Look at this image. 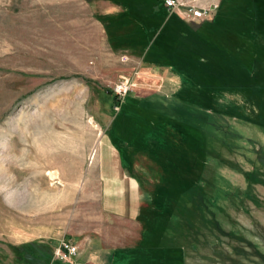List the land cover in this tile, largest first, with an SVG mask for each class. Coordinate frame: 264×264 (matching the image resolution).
Masks as SVG:
<instances>
[{"label":"rangeland","instance_id":"1","mask_svg":"<svg viewBox=\"0 0 264 264\" xmlns=\"http://www.w3.org/2000/svg\"><path fill=\"white\" fill-rule=\"evenodd\" d=\"M185 1L218 8L202 21L162 0H0V264H264V21L250 32L248 0ZM152 19L198 56L160 54ZM48 133L52 167L36 153ZM107 137L129 156L136 219L104 206ZM10 145L25 151L14 167ZM63 239L98 260L55 258Z\"/></svg>","mask_w":264,"mask_h":264},{"label":"crops","instance_id":"2","mask_svg":"<svg viewBox=\"0 0 264 264\" xmlns=\"http://www.w3.org/2000/svg\"><path fill=\"white\" fill-rule=\"evenodd\" d=\"M123 150L122 145L114 144L109 137L99 148L98 164L101 183L104 185V206L108 211L121 217L136 219L139 217L142 204L135 188L137 180L131 177L132 172L129 169V161L126 162L129 156ZM74 242L78 246L76 261L83 263L86 259H89L86 255H89L90 259L98 260V245H91L89 252H87V245L84 241ZM108 255H110V251L104 252L102 256L106 258ZM119 255L122 256L121 253Z\"/></svg>","mask_w":264,"mask_h":264},{"label":"trees","instance_id":"3","mask_svg":"<svg viewBox=\"0 0 264 264\" xmlns=\"http://www.w3.org/2000/svg\"><path fill=\"white\" fill-rule=\"evenodd\" d=\"M248 2H249L250 15H251V21H250L249 27H250V32H253L254 25L257 24V21H254L255 17L256 16L260 17V20L258 21V23H261V20L264 21V0H256V1L255 0H248ZM256 3H257V5H256ZM256 20H257V18H256ZM154 21L155 20L152 19L151 20V24L148 26L149 29L151 30V33H152V36L150 37V40H152V41L150 43H151L152 47H154L156 50H159L160 54L166 55L167 45L170 46V48L173 51L172 52L173 54H176L177 52L181 53L180 51L184 52L185 54H190V55H195V53L197 54V52H196L197 50L195 49V47L198 46V44H199L198 42L189 43L187 41H184L185 39H187V36L183 35L181 33V30H179V29H177V31H180V32L176 33V37L173 40L174 43L173 42H166L164 40L163 35H161V32L166 27V24L159 23V22L158 23L157 22L154 23ZM215 24L217 26H219V27H223V28H227L229 30H232V28L230 27L229 23H227V22H225V24H223L222 21H218L217 20V21H215ZM261 34L264 36V31H262ZM153 37H155V38L153 39ZM191 41H193V40H191ZM176 42H179V43L176 44ZM182 44H184V45H182ZM198 54H197V56H198ZM182 62L184 63V66H188L189 67L190 63L188 61L184 60ZM188 67H186L187 70H188ZM121 110H122V105H121L120 111ZM159 115L162 118V115L161 114H159ZM191 126L198 128L197 126H194V125H191ZM150 127L152 128V124L151 123H150ZM47 256H48V260H50L52 255L49 254ZM38 260L39 261L43 260V261L47 262V260L45 258H43V257H40V259H38Z\"/></svg>","mask_w":264,"mask_h":264},{"label":"built area","instance_id":"4","mask_svg":"<svg viewBox=\"0 0 264 264\" xmlns=\"http://www.w3.org/2000/svg\"><path fill=\"white\" fill-rule=\"evenodd\" d=\"M165 7L171 10H180L185 8L188 16L196 20H206L210 18L218 8L217 3H211L208 6H201L195 3H188L185 0H162ZM129 79L119 83L115 88V93L118 98H123L129 92ZM78 253V246L69 240H62L55 250L54 257L57 259L70 260Z\"/></svg>","mask_w":264,"mask_h":264},{"label":"bare ground","instance_id":"5","mask_svg":"<svg viewBox=\"0 0 264 264\" xmlns=\"http://www.w3.org/2000/svg\"><path fill=\"white\" fill-rule=\"evenodd\" d=\"M79 114V113H78ZM39 116V115H38ZM38 116L36 117V118H38ZM40 118V117H39ZM35 120V119H34ZM41 120V119H40ZM91 122H93L94 123V121H93V119H91ZM27 123H29V122H27ZM35 122L33 121V124H34ZM49 125V121H46L45 120V123H44V125H43V130H47L48 129V131H50V132H53L52 131V129H51V127H49L48 126ZM42 126H40V128H41ZM49 129H51V130H49ZM37 132V131H36ZM47 133V132H46ZM55 133V132H54ZM38 134H41L40 132H39V130H38ZM49 134V137H47V141L48 142H46V144L47 145H45V141H44V143H43V146H41V147H39L38 148V152H36V153H39V155L41 156L40 158L43 160V163H44V165L46 166V167H52L53 166V164H54V162H53V156H52V153H51V150L54 148V147H56L55 145H53L54 143H55V139L57 138H55V136L54 135H51L50 133H48ZM47 134V135H48ZM45 135V134H44ZM44 135H43V137H44ZM40 137H42V136H40ZM42 137V138H43ZM46 138V137H45ZM40 139V138H39ZM61 139V138H60ZM57 140V139H56ZM35 141V140H34ZM36 142V141H35ZM13 144L15 145H17V139L15 138V140H13ZM35 145V144H34ZM42 145V144H41ZM13 147V145L11 146L10 145V148H11V150H12V154H11V156H9V160H10V162L13 164V166L12 165H10L11 167H14L15 166V163H16V161L18 160V159H22V156H23V154L22 153H25V151L24 152H22L20 149L18 150V149H16V148H12ZM35 148V147H34ZM8 150V149H7ZM36 150V149H35ZM7 152H10V151H7ZM34 152V151H33ZM35 153V154H36ZM37 155V154H36ZM33 156V155H32ZM7 160V158L5 157L4 159H0V180L1 179H3L5 176H6V172L7 171H9V170H7L6 169V167H5V161ZM38 161H40V160H38ZM8 163V162H7ZM39 163H41V162H39ZM10 164V163H9ZM41 165V164H40ZM50 170V169H49ZM21 173V172H20ZM50 176H52L53 178H57L58 177V172L57 171H54V170H51L50 171ZM37 192V191H36ZM46 193V192H45ZM12 195V194H11ZM40 198V197H39ZM45 202V201H44ZM46 203V202H45Z\"/></svg>","mask_w":264,"mask_h":264}]
</instances>
